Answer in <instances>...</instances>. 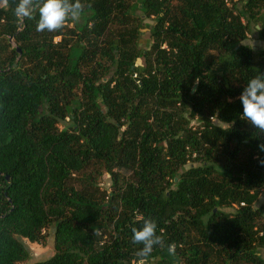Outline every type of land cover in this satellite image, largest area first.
Returning <instances> with one entry per match:
<instances>
[{
	"label": "trees",
	"instance_id": "1",
	"mask_svg": "<svg viewBox=\"0 0 264 264\" xmlns=\"http://www.w3.org/2000/svg\"><path fill=\"white\" fill-rule=\"evenodd\" d=\"M15 3L0 7V264L50 227L54 255L32 264H137L146 218L164 243L145 264H264V132L239 100L264 73V47L242 44L264 43V0H82L56 32Z\"/></svg>",
	"mask_w": 264,
	"mask_h": 264
},
{
	"label": "clouds",
	"instance_id": "2",
	"mask_svg": "<svg viewBox=\"0 0 264 264\" xmlns=\"http://www.w3.org/2000/svg\"><path fill=\"white\" fill-rule=\"evenodd\" d=\"M9 5V0H0V7ZM82 0H16L14 15L21 19H33L38 13L36 30L38 32H56L61 30L69 20L78 21L84 11ZM190 89L192 94L197 91L196 84ZM239 100L243 113L241 119L248 121L254 128L264 132V73L250 79L244 87ZM264 152V144L258 146ZM264 165V160H260ZM132 242L143 247L136 253L137 264H145L154 246L163 245L161 236L157 235V224L151 218L143 220L142 227L132 228ZM175 244L168 245L169 254L175 253Z\"/></svg>",
	"mask_w": 264,
	"mask_h": 264
},
{
	"label": "rangeland",
	"instance_id": "3",
	"mask_svg": "<svg viewBox=\"0 0 264 264\" xmlns=\"http://www.w3.org/2000/svg\"><path fill=\"white\" fill-rule=\"evenodd\" d=\"M147 23H151L149 21H146ZM143 40H148L147 34L143 37ZM12 43V42H11ZM243 45H248L250 47H253L254 49H260L264 47V43L261 42L260 40L257 39L256 34L252 33L248 37L246 41L242 43ZM137 65H141L142 61L138 60L136 62ZM215 124H219L218 122H214ZM101 187L103 189L108 190L110 187V178L109 176L105 175L102 180H101ZM264 198V193L260 196V201ZM226 211H231V210H226ZM26 245L28 246L31 257L28 261L19 263V264H32L34 262H42L45 260H48L50 257L54 255V227H50L49 229L46 230V240L43 245H38V244H32L29 243L28 241L24 240Z\"/></svg>",
	"mask_w": 264,
	"mask_h": 264
},
{
	"label": "water",
	"instance_id": "4",
	"mask_svg": "<svg viewBox=\"0 0 264 264\" xmlns=\"http://www.w3.org/2000/svg\"><path fill=\"white\" fill-rule=\"evenodd\" d=\"M9 42L11 43L12 42V39H10ZM17 51H18V53H20V50H17ZM6 179H7V177H6Z\"/></svg>",
	"mask_w": 264,
	"mask_h": 264
}]
</instances>
